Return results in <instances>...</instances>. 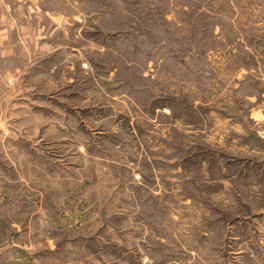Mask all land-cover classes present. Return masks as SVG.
Segmentation results:
<instances>
[{
  "label": "rangeland",
  "instance_id": "rangeland-1",
  "mask_svg": "<svg viewBox=\"0 0 264 264\" xmlns=\"http://www.w3.org/2000/svg\"><path fill=\"white\" fill-rule=\"evenodd\" d=\"M0 264H264V0H0Z\"/></svg>",
  "mask_w": 264,
  "mask_h": 264
}]
</instances>
